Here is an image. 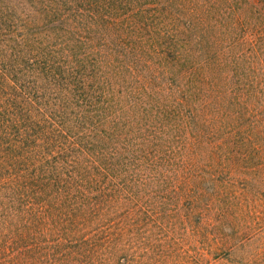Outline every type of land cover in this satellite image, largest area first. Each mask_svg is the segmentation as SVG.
Segmentation results:
<instances>
[{
    "label": "trees",
    "instance_id": "16d2710c",
    "mask_svg": "<svg viewBox=\"0 0 264 264\" xmlns=\"http://www.w3.org/2000/svg\"><path fill=\"white\" fill-rule=\"evenodd\" d=\"M249 200L264 0H0V264H215Z\"/></svg>",
    "mask_w": 264,
    "mask_h": 264
},
{
    "label": "rangeland",
    "instance_id": "374dc122",
    "mask_svg": "<svg viewBox=\"0 0 264 264\" xmlns=\"http://www.w3.org/2000/svg\"><path fill=\"white\" fill-rule=\"evenodd\" d=\"M204 185L207 186L209 183ZM211 216L214 218L213 222H216V216L213 214ZM216 226L218 228L215 230L217 237L227 234L239 236H236L237 238L232 241L235 246L233 252L227 255L221 250H217V253L221 251L220 255L218 254L217 256L216 253L209 249L214 237L211 229L206 225L204 232L206 235L203 236V243L199 242L198 245L203 252L212 257L213 263L264 264V206H258L253 200H249L237 206L236 214L221 219V221L216 223ZM235 232H239V234ZM256 255L257 259H254ZM240 257L244 259L240 261Z\"/></svg>",
    "mask_w": 264,
    "mask_h": 264
}]
</instances>
